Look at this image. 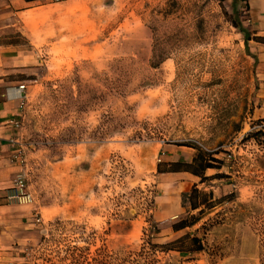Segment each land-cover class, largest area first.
<instances>
[{
  "label": "rangeland",
  "instance_id": "374dc122",
  "mask_svg": "<svg viewBox=\"0 0 264 264\" xmlns=\"http://www.w3.org/2000/svg\"><path fill=\"white\" fill-rule=\"evenodd\" d=\"M3 4L0 57L26 66L5 78L25 87V188L0 202V264H264V71L240 3ZM198 151L221 166L203 182L157 173ZM193 189L212 207L191 212ZM184 217L199 221L173 233ZM186 234L203 252L168 250Z\"/></svg>",
  "mask_w": 264,
  "mask_h": 264
},
{
  "label": "crops",
  "instance_id": "0c3cea01",
  "mask_svg": "<svg viewBox=\"0 0 264 264\" xmlns=\"http://www.w3.org/2000/svg\"><path fill=\"white\" fill-rule=\"evenodd\" d=\"M65 0H0L3 6L11 8L13 14H19L31 5L37 3L62 2ZM243 20L241 24L245 31L250 35L247 42L248 52L253 55L258 62L259 69L264 71V0H245L243 1ZM14 50H4L3 53H13ZM3 55L0 53V56ZM18 57H0V202H3L6 190L11 188L13 181L20 173V160L15 158V146L9 141H18L19 130L11 122H18L19 117V98L12 97L22 95L18 90V83L5 79L11 70L26 67L20 61L16 62ZM21 73H25L22 70ZM21 84V82H20ZM5 87V88H4ZM6 87H12L6 89ZM11 96V97H9ZM175 161V160H174ZM185 174V173H184ZM166 175V174H165ZM5 207H0V210Z\"/></svg>",
  "mask_w": 264,
  "mask_h": 264
},
{
  "label": "trees",
  "instance_id": "16d2710c",
  "mask_svg": "<svg viewBox=\"0 0 264 264\" xmlns=\"http://www.w3.org/2000/svg\"><path fill=\"white\" fill-rule=\"evenodd\" d=\"M26 1H35V0H26ZM220 4L225 2V0H218ZM243 1L245 0H232L233 6L237 3L241 4V7L244 9ZM234 8V7H233ZM232 23V22H231ZM232 25L239 31V33L243 37L244 46L245 49L248 52L247 49V42L250 40V35L242 29L241 22L240 25L237 23H232ZM264 121V120H261ZM261 131L255 132L252 137L257 138L259 135H261ZM161 167H164L163 169ZM220 162L215 160L214 158H211V156L205 155L201 151H198L197 155L192 159L190 163H184V162H170V163H159L157 165V173L158 174H167V173H187L194 177L199 178L202 182L204 178V174L209 169H220ZM183 199L186 198L187 195L182 196ZM210 195L208 197L200 196V193L197 192L195 189L191 190V194L188 195V204H189V210L196 211L202 206L212 207L210 204ZM202 211H200L201 215ZM179 218L175 222L171 224V230L173 233H178L182 230L188 229L193 227L199 220L198 218ZM152 233L153 235H156L158 233L157 227H152ZM188 242V247L183 248L184 244ZM171 245H179L180 247L171 248L174 246ZM167 247L170 248L168 250L170 251H176L179 253H186V254H193V253H200L203 252V246L201 245L200 240L196 236H190L188 234L182 236L181 238L175 240L172 243L167 244ZM75 262V260H73Z\"/></svg>",
  "mask_w": 264,
  "mask_h": 264
},
{
  "label": "built area",
  "instance_id": "2783aa9c",
  "mask_svg": "<svg viewBox=\"0 0 264 264\" xmlns=\"http://www.w3.org/2000/svg\"><path fill=\"white\" fill-rule=\"evenodd\" d=\"M24 88H25L24 86H18V90L20 92H22L24 90ZM12 97L21 98L22 96L21 95H18V96L14 95ZM11 124H13L16 128L20 127V124L17 121L16 122L13 121V122H11ZM9 143L12 146H15V158L18 157L20 159L21 151L19 150V146H20L19 141L10 140ZM24 188H25L24 179H23V177L21 175H19L13 181V184H12L11 188L8 189V195H6L7 201L15 200V199H22L24 197V195H23Z\"/></svg>",
  "mask_w": 264,
  "mask_h": 264
}]
</instances>
